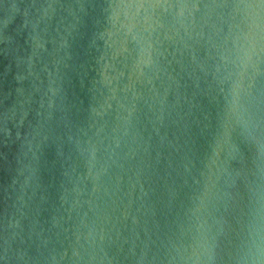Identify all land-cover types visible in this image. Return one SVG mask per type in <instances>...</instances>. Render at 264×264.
<instances>
[{"label": "water", "instance_id": "1", "mask_svg": "<svg viewBox=\"0 0 264 264\" xmlns=\"http://www.w3.org/2000/svg\"><path fill=\"white\" fill-rule=\"evenodd\" d=\"M0 264H264V0H0Z\"/></svg>", "mask_w": 264, "mask_h": 264}]
</instances>
